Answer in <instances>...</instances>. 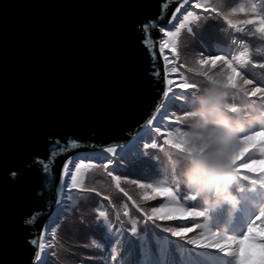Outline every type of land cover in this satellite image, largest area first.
I'll list each match as a JSON object with an SVG mask.
<instances>
[{"label":"water","instance_id":"95a60500","mask_svg":"<svg viewBox=\"0 0 264 264\" xmlns=\"http://www.w3.org/2000/svg\"><path fill=\"white\" fill-rule=\"evenodd\" d=\"M181 1L0 0V264H32L24 221L55 210L53 174L33 160L56 140L122 146L164 101L154 26L145 45L140 25H162Z\"/></svg>","mask_w":264,"mask_h":264},{"label":"trees","instance_id":"16d2710c","mask_svg":"<svg viewBox=\"0 0 264 264\" xmlns=\"http://www.w3.org/2000/svg\"><path fill=\"white\" fill-rule=\"evenodd\" d=\"M195 0H189L190 3ZM204 0H201L203 2ZM211 2V0H210ZM262 1L258 0H230L229 5L220 3L215 7L219 8L220 15L212 12L204 11V8L197 9L193 7L189 10L193 15L189 16L185 20V24L188 23L189 29L185 28L181 35L176 39L174 47L178 52L177 67L180 71V75H177L181 83L184 79H187L188 83L196 84L197 86L204 85V77L193 72H189V67H192V62L197 59H205L209 56L217 55H227L229 58L235 60L236 57L242 52L233 55L236 47L242 48L243 52H247L250 60L246 66L241 68L244 75L253 81L258 86L264 87V37L249 33H240L233 30L223 19L224 16H228L234 21L240 18L246 19L244 15H233V8L245 7L249 13L252 11V6L255 5L257 10L264 13V8L261 4ZM180 2H170L169 7H173L171 15L174 14V9ZM176 4V5H175ZM174 5V6H173ZM181 5V3H180ZM191 7V6H187ZM205 8H211L204 4ZM183 10V9H182ZM170 9L165 11V15L169 13ZM228 12L229 14H225ZM178 14V13H177ZM184 18V14L182 15ZM155 25L149 31V35L153 41L152 53L154 54V61L157 63V73L158 78L162 79L164 83V88L172 87L173 91L180 92V88H175V83L173 76L168 75L167 86L165 85V79L163 77L165 73V67L163 64L162 53L158 48L157 37L161 35V26ZM172 21H168V24L163 27L167 30L171 29ZM177 27V25H176ZM249 29H246L248 31ZM233 36H242V40L233 39ZM247 39V40H245ZM217 46V50L211 51L210 44ZM261 48L260 52L258 50ZM207 50H210V54H207ZM255 55H258L259 59H255ZM224 68L223 63L216 69L209 68L204 69L208 71L211 69L213 72L219 71ZM173 81L172 85H169L168 81ZM164 90V89H163ZM191 91L188 90V98L180 99L175 101L176 107L169 108V116L165 121V126L162 127V132L167 133L169 131H175V127L184 128L186 127L178 117L184 116L185 111H189V100L191 99ZM171 96V93H169ZM233 99L237 103L260 105L264 104V100L259 97L247 98L243 94H236ZM167 104V100H164ZM181 106H185L181 108ZM163 111V109H161ZM175 122L174 127H168L167 125ZM156 122H153V128ZM259 127L255 128L258 130ZM138 134V135H137ZM130 141L122 146V148L116 147V157H113L115 163V168L113 175L121 176L120 188H123L128 196H125L124 192H121L119 188L114 187V192L106 194L101 191H78L73 189L75 194H72L74 198L71 201L66 200L65 192L61 191L60 200L57 196V187L60 182V178L63 174V165L67 162L69 157L75 155L76 152L84 153L87 156L93 158L94 163H98L102 154L97 157L91 155L94 150H99V148L85 147L81 145L79 149H68L66 153H58L53 160V165L51 167V173L53 174V190L55 192V199L59 200L61 203H66L72 205L66 215L61 217L59 226L56 227V237L53 240L46 227V222L48 221V216L46 211L42 214H37V221L33 225L36 228L35 236L40 235L41 227H45L43 241L45 243V252H54V256H49V264H109V256L111 254V249L115 248L116 251L121 253L118 260L123 259L124 264H139L140 252L139 247H137L135 253L129 257L127 255V246L125 241L128 239L137 240L138 237L131 236L130 229L132 226H136L138 234L140 236H147L148 240H152V234L155 233L161 241L165 240V237L170 236V233H164L162 230L165 227L168 228H178L180 226L195 227L197 223L201 225L199 229L195 232L189 233V238H195L202 232H206L208 229L211 231H219L222 234L227 235H241L246 231V226L249 223L251 217L264 207V190L261 189V184L257 183L254 187L250 180H245L242 177L238 178L237 182L233 186V191L239 198V205L232 209L230 205L225 204L218 207H207L203 205L202 201L197 198V200L192 201L187 199L191 193L188 192L183 187H177L173 184H163L162 181L166 180V173L163 171V163L165 159V151L169 150L168 145L163 144V138H159L160 134H155V138L151 140L153 143H157V148H143L140 146V137H146L148 135V126L146 125L140 132H138ZM142 143H149L148 139H144ZM139 150L145 152L142 164H139L137 160L130 155V153ZM102 151V150H101ZM99 151V152H101ZM110 155V154H108ZM120 157H124L120 160ZM247 160L252 159H264V155L258 150L254 149L248 153L245 157ZM119 160V164L116 161ZM87 162V161H86ZM106 162V161H105ZM243 162V161H241ZM77 161L73 160L72 164H69L70 168ZM99 164V163H98ZM100 165V164H99ZM102 166V165H100ZM103 167V166H102ZM104 168V167H103ZM249 176L254 174L245 173ZM258 178V177H255ZM136 180L137 183L133 184L131 181ZM111 182L114 184V180L111 178ZM153 184L156 187H173V191L177 195V199L181 201L186 210H204L206 211V217L196 218V217H184L182 219L174 220H159L157 219L155 223L152 221H146V214L151 215L152 209L154 207H163L165 203L169 202V198L166 196L158 195L153 193L149 188H140L139 184ZM246 186V187H243ZM242 187L244 188L242 190ZM250 189H248V188ZM84 189H92L88 186H83ZM254 191L257 193H262L259 200V205L253 207L250 205L252 201L247 204L249 196H253ZM187 192V195H185ZM145 195L154 197L152 199L145 200ZM132 199H128V197ZM108 197L109 199H105ZM54 201L52 202L54 205ZM256 201L255 203H257ZM193 205L195 208H193ZM57 209V204H55V210ZM103 211L107 215L106 217H100L99 213ZM53 212V213H54ZM127 212V215L125 213ZM119 217V219H117ZM103 225V227H101ZM109 227H111L112 232L116 236L121 237V243L115 245L113 241H105L103 238V233L107 232ZM173 241V248H178L184 251L185 258L188 257L189 253L199 252L198 254H193L190 259V264H233V260L230 257H225L222 253H217L211 250H197L193 249L191 246L187 245L183 240L171 237ZM52 244L53 247L49 248L48 245ZM43 255V254H42ZM179 264L180 257L177 255L175 257ZM112 264H117V262H112Z\"/></svg>","mask_w":264,"mask_h":264},{"label":"snow or ice","instance_id":"6c2138e0","mask_svg":"<svg viewBox=\"0 0 264 264\" xmlns=\"http://www.w3.org/2000/svg\"><path fill=\"white\" fill-rule=\"evenodd\" d=\"M189 3V0H183V5ZM195 8L200 9L204 8L206 12H212L217 15H220L219 9L213 8H205L204 4L201 0H197V3L194 5ZM177 12L180 11L179 8L176 9ZM233 15H244L247 18L236 20L230 19L228 16H224L223 19L225 22L235 31L240 33H249L253 35H257L260 37H264V30L260 29V25L264 23V13H261L257 10L256 6H252L251 13L245 7H240L235 11H232ZM193 15L192 13H188V16L184 17V20H187L189 16ZM175 19V17H173ZM156 25V21H149L148 23L140 25L141 29L145 33V40L142 41L145 45L148 44L147 40V32L148 29L152 26ZM181 28L184 27L183 24L180 25ZM246 29H249L246 31ZM190 30V29H189ZM161 31H164L162 28ZM167 35L172 36L174 33H168ZM163 50V49H161ZM173 53L176 52L175 47H172ZM154 57V54H153ZM165 60H168V57H165ZM250 58L247 52H242L235 60L229 58L227 55H217V56H209L205 59H199L200 65L203 69L210 68L216 69L220 63L222 62L225 69V78H232L235 80L236 88L239 89L240 85H243L244 88V96L251 99L254 97H259L260 99L264 100V87L258 86L255 81L248 79L244 73L241 71V68L246 66L249 62ZM176 71V69H173ZM207 72V71H206ZM154 75H158L154 74ZM169 85L173 84V81H168ZM197 87L196 84L188 83L187 79H184L182 83L179 84V88L181 89L180 92L173 91V88L170 86L166 91L163 92V97L167 100V104L164 103L162 100L159 104H157L154 108V111L149 119H147L146 124L148 126V135L146 137H140L139 140L141 142L140 146L147 149L157 148V143L151 142L153 138H155V134H160L159 138H163V144L171 145L168 141L171 139V134L174 133L173 131H169L167 133L162 132V127L165 126V121L169 116V108L176 107L175 101L180 99H187L188 98V90L194 91ZM191 91V93H192ZM171 93V96L169 95ZM185 106H181L183 108ZM163 109V111H161ZM188 111H185L184 115L187 114ZM156 122L155 127L153 128V122ZM168 127H174L175 122L172 124L167 125ZM180 127H175V130ZM258 134H264V127H259L258 130L253 129L250 133L246 134L243 137V143L240 145L239 154L241 158L236 161V166L240 172V175L245 180H250L252 184L256 185L257 183H264V171L260 169L259 161L262 159H252L247 160L245 157L257 147H252L248 151L250 145L255 143L254 138ZM144 139H148L149 143H142ZM61 142L59 140L54 141V145L57 146L56 150L51 151L47 162L45 160H33L31 163H39L42 170L47 173L48 175H52L51 167L53 165V160L57 156V151L61 154L66 153L68 148L71 149H79L81 144L74 139H69L67 141L66 146H60ZM85 147H89L85 145ZM110 154V155H108ZM145 152L136 150L130 153L139 164H142L143 158L145 156ZM116 148L115 147H108L102 153L98 163L102 165L106 170H108L111 165L113 164V157H116ZM124 157H120V160H123ZM73 160L77 161V163L73 164L74 171L69 177L70 183L65 185L63 182V177L68 176L69 174V164L73 163ZM87 161V162H86ZM106 161V162H105ZM243 161V162H241ZM119 164V160L116 161ZM97 166L96 163L93 162V158L90 156L85 155L81 152H76L74 156L69 157L67 162L63 165V174L60 178V188L66 194V200L71 201L73 199L72 190L76 189L78 191H94V189H84V172L90 169L91 167ZM115 171V170H113ZM113 171H109L108 175L113 176ZM245 173L254 174L253 176H249ZM12 177L17 176V172L13 171L11 173ZM258 177V178H255ZM114 180L116 181V187L119 188L121 192H124L125 196H128V193L124 191L123 188H120V181L121 176L115 175L113 176ZM131 183L136 184L137 181L133 180ZM163 184H168L167 180L162 181ZM176 186V185H174ZM140 188H149L152 190L153 193L158 195L166 196L169 198V202L165 203L163 207H154L152 209V214H146V221H152L155 223L157 219L159 220H174V219H182L184 217H196V218H203L206 217V211L204 210H193L188 211L181 203L179 199H177V195L173 191V187H156L153 184L149 183L147 185L141 183L139 184ZM187 195V192H185ZM154 197H150L145 195L144 199H152ZM105 199H109L105 197ZM128 199H132L130 196ZM187 199L195 201L197 200L192 194L187 196ZM57 209L54 213L49 215L48 221L46 222L47 232L49 236L54 240L56 237V227L59 226L60 219L64 215H66L68 209L72 206L66 203H61L59 200L56 201ZM193 208L195 206L193 205ZM106 213L101 211L99 213L100 217H106ZM127 215V212L125 213ZM119 219V217H117ZM206 220V219H205ZM37 221V214L33 213L28 219L24 221L27 225H34ZM103 227V225H101ZM201 225L197 223L195 227H187V226H180L178 228H163L164 233H170V236L165 237L164 241H161L159 236L155 233L152 234V240H148L147 236H140L138 234L136 226H132L129 230L131 236L138 237L137 240L128 239L125 241L127 246V255L131 257L137 247H139L140 252V261L139 264H178L175 257L179 255L180 261L179 264H190V259L193 254H198L199 252L189 253L188 257L185 258V253L181 249L173 248V241L171 237H176L183 240L187 245L191 246L193 249L197 250H211L217 253H222L225 257H230L233 260V264H244L246 256L243 255L244 250L247 246L251 245H258L264 247V237L260 236L259 233L264 231V207H262L259 211H257L250 219L249 223L246 226V231H244L241 235L232 236L227 234H222L219 231H211L207 230L206 232H202L200 235L196 236L195 238H189L188 234L193 233L196 229H199ZM45 227L42 226L40 230L39 236H34L28 243L33 246L34 252L32 254V264H49V256H54V252H45V243L43 241ZM103 238L105 241H113L115 245H119L121 243V237L116 236L111 227H109L108 231L103 233ZM49 248L53 247L52 244L48 245ZM43 254V255H42ZM121 256V253L116 251L115 248L111 249V254L109 256V264L112 262H117V264H124L123 259L118 260ZM258 264H264V259L260 260Z\"/></svg>","mask_w":264,"mask_h":264},{"label":"clouds","instance_id":"9594fccd","mask_svg":"<svg viewBox=\"0 0 264 264\" xmlns=\"http://www.w3.org/2000/svg\"><path fill=\"white\" fill-rule=\"evenodd\" d=\"M260 29L264 30V23ZM192 64L189 72L203 76L204 85L192 91L188 102L190 110L178 117L186 127L177 128L171 134L168 141L171 147L165 151L163 171L168 183L183 187L203 205L228 204L235 209L239 198L233 186L241 177L236 166L241 158L238 150L246 134L264 127V104L237 103L233 96L244 95L243 85L237 90L235 80L225 78L224 68L206 72L199 59ZM254 141L245 151L257 147L264 154V134H258ZM259 164L264 171V159ZM259 235L264 237V231ZM243 255L246 256L244 264H258L264 259V247L247 246Z\"/></svg>","mask_w":264,"mask_h":264},{"label":"rangeland","instance_id":"374dc122","mask_svg":"<svg viewBox=\"0 0 264 264\" xmlns=\"http://www.w3.org/2000/svg\"><path fill=\"white\" fill-rule=\"evenodd\" d=\"M258 1H262V0H258ZM203 2H204V4L206 6H209V7L213 8V7H218L216 5H218L219 3H220L219 7H221L222 3H225V4L229 5L230 0H211V2H210V0H204ZM180 3L182 5L183 1H181ZM180 3L176 7V9L179 8L180 11L177 12L176 9H174V12H173L174 14H172L168 18L167 22L162 23L164 25L161 26L163 28V27H165L168 24V21H172V25L170 26L172 28L170 30L169 29L167 30V27L163 28L164 31H161V35H159L157 37L158 48H159V50L162 53L163 64H164V67H165V73L163 75V77L165 79V84L167 86V80L166 79H167L168 75H170V76L172 75L173 79H174V83H175V88L176 89L179 88V84L181 83V81L177 77V75H180V71H179V69L177 67L178 52L176 50V52L173 53L172 47H174L173 45L176 42V39L181 35L182 31H184L185 28L189 29V25H188V23L185 24V20L182 17V15L184 14V16H188V13H190V12H189V10H185V9L193 8L194 6L192 7V4L193 5L196 4L197 0H195L192 3L189 2L188 4L183 5V7H181ZM261 4H262V6L264 8V2H261ZM187 6H191V7H187ZM217 9H219V8H217ZM225 14H229V13L225 12ZM173 17H175V19ZM241 19H244V18H240L239 20H241ZM181 24L184 25L183 28L180 27ZM176 25H177V27H176ZM168 33H174V35L169 36V35H167ZM232 38L233 39H238L239 41L243 39L242 36H233ZM245 40H247V39H245ZM263 46L264 45H261V48ZM210 47H211V51L217 50V46L216 45L214 46L212 43L210 44ZM261 48L258 50V52H260ZM161 49H163V50H161ZM211 51L207 50V54L209 55ZM238 52H243L242 48L236 47L235 51L233 52V55L234 54L236 55V53H238ZM165 57H168L167 61L165 60ZM254 58L255 59H259L258 55H255ZM173 69H176V71H174ZM168 88L169 87H166V90ZM122 146H119L117 148H122ZM99 151H101V150H99ZM99 151L95 150V151L91 152V155L94 156V158H95L99 154H102L104 152V150H102L101 152H99ZM96 164H97V166L91 167L90 169H88L87 171L84 172V184H83V186H88L89 188H92V189H94L96 191L105 192L106 194H110L112 191L114 192V187L116 188V181L113 178L114 175L113 176H109L108 172L114 170L115 163L113 162V164L111 165V167L108 170H106L105 168L100 166L98 163H96ZM73 171H74V168L72 166L70 168V166H69V174H68V176H64L63 177V182H64L65 185H68L70 183L69 177L71 176ZM111 178L114 180V184H113V182H111ZM250 184H251V182L249 183V185ZM243 187H246V186H243ZM243 187H242V190L244 189ZM248 189H250V188H248ZM261 189L264 190V184H261ZM57 191H58L57 192L58 193L57 196H58V198L60 200L61 199L60 198V195H61L60 192L62 191L61 188H60V182H59V185L57 187ZM72 194H75V192H73V190H72ZM261 194L262 193L258 194L257 191H254V193H253L254 198L252 196H249V199L247 200V204H250L249 201L251 200L252 203L250 205H252L253 207L258 206L259 203H260L259 202V200H260V196L259 195H261ZM73 198H74V196H73ZM256 201H258V202L255 203Z\"/></svg>","mask_w":264,"mask_h":264},{"label":"bare ground","instance_id":"6f19581e","mask_svg":"<svg viewBox=\"0 0 264 264\" xmlns=\"http://www.w3.org/2000/svg\"><path fill=\"white\" fill-rule=\"evenodd\" d=\"M138 135V134H137Z\"/></svg>","mask_w":264,"mask_h":264}]
</instances>
